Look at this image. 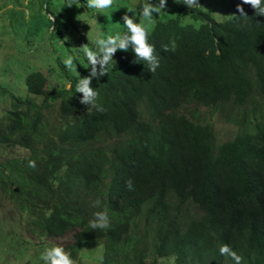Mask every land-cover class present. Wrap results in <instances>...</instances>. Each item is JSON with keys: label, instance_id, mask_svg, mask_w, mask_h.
Here are the masks:
<instances>
[{"label": "trees", "instance_id": "16d2710c", "mask_svg": "<svg viewBox=\"0 0 264 264\" xmlns=\"http://www.w3.org/2000/svg\"><path fill=\"white\" fill-rule=\"evenodd\" d=\"M241 2L228 0L232 14L222 21L195 7L188 18L200 23L184 22L183 4L156 20L148 30L160 59L155 73L131 47L118 50L116 66L92 81L103 111L87 112L76 93L90 70L83 50L71 70L57 60L60 85L51 90L43 72L29 71L25 93H10L0 123V144L26 151L0 160L3 198L39 232L72 230V259L102 244L99 264H234L219 252L229 244L243 264H264V115L245 111L235 121L242 131L217 143L201 113L249 100L264 107V16L247 4L248 17L239 16ZM87 43L95 49V38ZM105 209L111 227L91 229Z\"/></svg>", "mask_w": 264, "mask_h": 264}, {"label": "rangeland", "instance_id": "374dc122", "mask_svg": "<svg viewBox=\"0 0 264 264\" xmlns=\"http://www.w3.org/2000/svg\"><path fill=\"white\" fill-rule=\"evenodd\" d=\"M145 2L113 0L110 8L101 11L89 9L81 2L79 7H67L68 0H0V123H6L7 116L2 115L9 111L10 93H25L22 82L29 71L43 72L47 78L46 88L51 90L60 85L57 60L63 62L66 59L67 48L70 49L68 56L74 57L75 50L93 40L98 31L104 35H114L112 33L124 26L122 16L125 13L130 17L135 13L139 22L150 30L156 20L174 15L182 6L181 0H167V8L159 15L154 13L149 22L140 16V9ZM199 2V8L217 21L227 19L232 14L228 0ZM188 9L185 6L180 10L182 20H189L197 26L200 20L188 18ZM50 17H55L54 25ZM98 26L100 30L96 28ZM67 82L65 79V86H68ZM3 89L7 93H1ZM189 108L190 105H186L181 111L189 113ZM252 108L257 110V116L264 115V107L253 106L251 100L239 107L227 104L220 111L202 108L201 113L205 121L212 125L216 142L220 143L242 131V126L235 121ZM10 149L0 144V160L9 154L19 156L26 153L18 147ZM73 234L72 230L61 236H48L43 231L39 232L30 218L21 214L16 204L3 198L0 193V264H45L41 258L45 250L54 245H62L65 249L68 243L73 242ZM102 249V244L91 249L83 248L74 260L76 264H99ZM149 261L150 256L147 263ZM166 261L160 260L159 264H165Z\"/></svg>", "mask_w": 264, "mask_h": 264}, {"label": "clouds", "instance_id": "9594fccd", "mask_svg": "<svg viewBox=\"0 0 264 264\" xmlns=\"http://www.w3.org/2000/svg\"><path fill=\"white\" fill-rule=\"evenodd\" d=\"M181 3L189 9L201 6L199 0H181ZM243 4L250 5L251 8L255 10L256 16H264V0H242L241 4L237 5L239 16L248 17L242 6ZM73 5L79 7L80 0H68L66 6L71 7ZM112 5L113 0H87V8L89 9L102 11L110 8ZM166 8L167 0H156L155 3H153L152 0H146L140 9V16L143 17L144 20L150 22L153 19L154 13L159 15L160 12L162 10L164 11ZM134 15L130 17L125 13L122 16L123 25L127 29L124 33H117L105 37L102 31H98L95 35V49L89 48L88 43L79 47L83 50L90 66V70H88L89 74L81 77L76 85V93L82 94V98L79 102L87 106V112H91L92 109H96L97 111L104 110L97 103L99 93L92 86V81L93 79L99 80L100 77L106 75L109 65L116 66V61L113 57L118 50L127 52L129 47H131L135 53L136 59L144 61L148 65V70L151 73H155L160 66V59L156 53L155 45L149 43L148 28L145 24L137 23L133 18ZM50 19L54 25L55 17H50ZM53 30H55V27ZM65 39L67 40L68 38L65 37ZM162 47L164 51H169L166 45ZM74 60L75 57L68 56L64 59L63 63L66 68L71 70L74 65ZM27 166L35 169L36 161L29 159ZM125 188L128 191L134 190L131 179L125 182ZM100 205V200L93 202V207H100ZM88 225L93 230L109 229L111 227V222L108 211L105 209L95 212L93 218L88 221ZM219 252L222 256L231 258L234 264H243V257L237 254L229 244L221 245ZM41 258L45 264H76L71 254L66 251L62 245H54L47 248Z\"/></svg>", "mask_w": 264, "mask_h": 264}]
</instances>
